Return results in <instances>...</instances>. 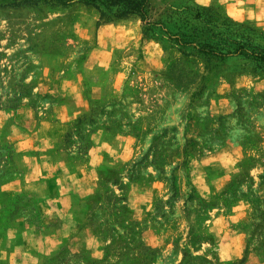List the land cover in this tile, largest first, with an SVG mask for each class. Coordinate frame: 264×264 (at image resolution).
<instances>
[{"label": "rangeland", "instance_id": "rangeland-1", "mask_svg": "<svg viewBox=\"0 0 264 264\" xmlns=\"http://www.w3.org/2000/svg\"><path fill=\"white\" fill-rule=\"evenodd\" d=\"M13 2L0 264H264V0Z\"/></svg>", "mask_w": 264, "mask_h": 264}, {"label": "trees", "instance_id": "trees-1", "mask_svg": "<svg viewBox=\"0 0 264 264\" xmlns=\"http://www.w3.org/2000/svg\"><path fill=\"white\" fill-rule=\"evenodd\" d=\"M14 5H31L39 4L50 6L70 7L75 4H84L93 7L100 12L101 19L108 17L110 14L116 18H129L132 16L140 17L145 25H153L149 20L148 9L151 0H13ZM214 53V52H213ZM264 63V54L259 55Z\"/></svg>", "mask_w": 264, "mask_h": 264}]
</instances>
